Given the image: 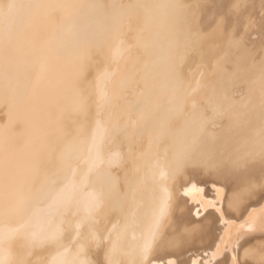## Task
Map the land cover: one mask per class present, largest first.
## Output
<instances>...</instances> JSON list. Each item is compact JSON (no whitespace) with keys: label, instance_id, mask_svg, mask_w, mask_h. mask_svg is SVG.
<instances>
[{"label":"bare ground","instance_id":"bare-ground-1","mask_svg":"<svg viewBox=\"0 0 264 264\" xmlns=\"http://www.w3.org/2000/svg\"><path fill=\"white\" fill-rule=\"evenodd\" d=\"M193 183L222 187L234 223L264 207V0H0V259L54 264L82 244L90 264H141L166 200L143 264L203 262L224 226L193 215ZM61 190L50 214L40 196ZM238 254L264 264V233Z\"/></svg>","mask_w":264,"mask_h":264},{"label":"snow or ice","instance_id":"snow-or-ice-1","mask_svg":"<svg viewBox=\"0 0 264 264\" xmlns=\"http://www.w3.org/2000/svg\"><path fill=\"white\" fill-rule=\"evenodd\" d=\"M91 151V149H90ZM160 176L162 179H165L167 173L161 172ZM214 195L216 199H210L205 196V188L203 186H199L195 183L190 184L182 189V194L184 197L188 199V202L195 205L193 215L196 218H199L203 212H206L208 209H214L215 211L221 214V222L224 226V232L222 237L220 238L219 243L215 246V250L210 253H205L206 256H210V259L205 261H201L199 258H194L192 264H215L218 258H220L225 252L230 253V264H240V257L238 254V250L240 247L241 240L248 235L249 233H253L259 231L264 233V207L261 208H253L250 214L247 216V219L243 223H234L227 219L223 218V210L219 207L220 203H222L224 198V189L220 186L213 185L212 186ZM51 196L49 203L47 204L46 211L50 214H55L60 211L61 207L66 203L65 197L63 196V190L57 192L55 195H52L50 191H45L41 194L40 199H47ZM91 201L89 203V217L91 212L99 207V202L96 197V194H91ZM167 201H163L158 209V212L153 220L152 228L148 232V234L144 237L143 243L139 246L138 255L141 259V264L147 261L149 254L153 249L154 242L157 238L160 221L167 211ZM81 227L80 223L76 224V234L73 238H79V229ZM62 235L61 229H56L54 231H50L44 234L41 237L40 243H44L45 241L55 242L60 239ZM99 242L97 241V244ZM68 249L65 248L64 252L60 253L56 258L54 264H90V261L86 258V249L82 244L77 245V252L74 257L69 259L67 258ZM106 264H112V261L105 258ZM0 264H7L4 259H0ZM167 264H176V261L169 260Z\"/></svg>","mask_w":264,"mask_h":264}]
</instances>
